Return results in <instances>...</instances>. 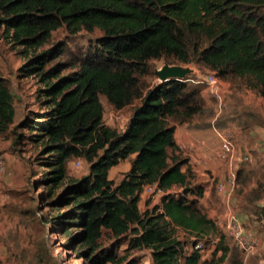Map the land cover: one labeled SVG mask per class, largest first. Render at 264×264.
I'll list each match as a JSON object with an SVG mask.
<instances>
[{
    "label": "trees",
    "instance_id": "obj_1",
    "mask_svg": "<svg viewBox=\"0 0 264 264\" xmlns=\"http://www.w3.org/2000/svg\"><path fill=\"white\" fill-rule=\"evenodd\" d=\"M60 28L100 35L69 61L64 44L50 45ZM0 30L25 59L21 77L38 87V110L17 119L16 94L0 73V135L11 132L20 153L36 150L45 170L35 188H45L46 220L64 246L84 264H138L119 252L125 243L150 249L153 264H222L229 235L204 210L206 187L175 138L204 110L202 88L192 75L155 84L146 77L156 72L151 60L171 58L264 99V0H0ZM102 95L115 110L130 108L125 127L105 122ZM134 154L121 180L110 178ZM73 158L88 163V174L69 176ZM151 183L164 194L142 211ZM263 188L252 191L256 201ZM245 200L264 220V206ZM178 230L193 237L190 249ZM207 241L214 248L206 258Z\"/></svg>",
    "mask_w": 264,
    "mask_h": 264
},
{
    "label": "rangeland",
    "instance_id": "obj_2",
    "mask_svg": "<svg viewBox=\"0 0 264 264\" xmlns=\"http://www.w3.org/2000/svg\"><path fill=\"white\" fill-rule=\"evenodd\" d=\"M99 35V30L91 33L83 30L78 34L71 35L65 28H60L54 32L50 45L57 42L64 44V58L71 61L81 56L88 48L89 43ZM16 49L13 45L6 43L0 30V73L6 77L16 94L17 119H20L31 109L38 110L35 104L37 98L35 93L38 87L34 78L21 77L19 67L25 59L19 49ZM150 63L154 69H161L165 63L192 69L189 75L200 80L196 83L202 88L201 94L204 101V110L193 119L198 121V125L210 128L214 140L218 141L212 140L214 147L217 148L216 155L219 153L221 145L219 133L226 135L234 143V168L237 171L242 170L241 174L237 172V184L234 188L238 198L236 202L240 205L244 201L245 204V199H249L255 205L257 199L252 191L264 182V99L238 82L219 79L217 85L223 91L225 103L220 109L217 99L205 79L213 71L199 68L194 63L183 64L171 58L154 59ZM146 79L151 84L160 81L156 72ZM101 100L105 108V122L119 128H121L119 124L126 126L130 108L127 112L122 110L119 113L114 110L105 96L102 95ZM12 139L13 136L9 131L0 135V152L4 154L6 161V171L0 172V264H84L82 258H78L72 253L73 251L64 246L65 237L52 231L50 223L46 220L50 211L42 197L45 194V188H35V181L41 177L45 170L35 163L36 150L29 146L20 153L12 146ZM78 159L80 158H73L69 163L70 177L80 178L89 172L88 163L84 159H81V167L76 166ZM32 162L34 163L32 164ZM128 164L129 160H126L111 171V178L115 182L121 180ZM227 172L225 170L226 174ZM197 174L198 181L209 177L202 172H197ZM209 175L212 176V174ZM245 180L246 185L244 184ZM244 189H246L245 195L249 198L239 195L242 194L240 190ZM159 200L160 198L156 196L146 197L145 201L141 202V210L144 211L147 207L151 208L148 205L159 202ZM221 204L219 213H223L225 206V203L221 202ZM202 206L206 212H209L211 209L210 197L202 199ZM216 219L219 218L216 217ZM244 226L247 231L251 228L247 222H244ZM222 229L226 232V228L222 227ZM178 235L187 243L186 249H190L193 237L183 230H178ZM111 242L105 241L104 245L109 246ZM226 242L232 248L231 256L240 260L245 251L238 247L231 237H228ZM211 247L213 244L207 241L205 249L202 251L204 257L210 256L209 249ZM119 252L129 255V258L135 257L138 264H153L152 253L148 248L127 250L125 243L120 247ZM232 260L223 264H234Z\"/></svg>",
    "mask_w": 264,
    "mask_h": 264
},
{
    "label": "crops",
    "instance_id": "obj_3",
    "mask_svg": "<svg viewBox=\"0 0 264 264\" xmlns=\"http://www.w3.org/2000/svg\"><path fill=\"white\" fill-rule=\"evenodd\" d=\"M124 110L126 112L128 111V109H124ZM115 111H119V110H115ZM128 112H130L129 113L130 116L131 111ZM197 122L198 121L196 119H192L189 122L179 124L175 131V138L180 149H182L186 154V156L189 158V165L192 167V169L198 173L202 172L203 174H207V176H209L208 178L202 180V182L206 187L205 198L210 197L211 200V209L208 212L209 216L214 219L218 217L219 219L217 221L225 222L230 214L236 215L239 218V220L243 222V224L244 222H247V224L251 226V228L248 229L249 232L257 235L260 240L257 249L252 253H247V252H245V254L243 253V255H241L240 257V260L239 259L236 260V258H234L235 256L233 257L231 256L232 248L229 244H227L230 247V251L227 254L224 262H227L228 260L231 261V259H233L232 261L234 264H264V220L258 219L257 216L251 213L250 211H248V209L243 208L242 204H244V201L242 202L241 206L236 202L238 198L235 189L228 188L224 192L218 191L217 184L219 181L226 180L227 174L225 173V170L228 171L229 165L219 159L218 157L219 153L216 155L217 148L214 147L213 145L212 140H214V136L212 135L210 128L200 124L198 125ZM112 126L115 125L113 124ZM119 126L122 128L125 127V124L122 125L119 124ZM214 141H217V139H215ZM134 156L135 154L132 155L130 158L126 159L129 160V164L127 165L125 171L129 170L131 166V159H133ZM124 161L111 168L110 178H111V171L119 167ZM209 174H212V176H210ZM145 199L146 196H142L141 202L145 201ZM221 202L225 203V206L223 213L220 212L221 213L220 216L219 207H221L222 205ZM156 203L157 202L153 204ZM153 204L151 203L148 206H152ZM257 205L264 206V194L257 201ZM255 224H257V226H254ZM213 248L214 245L213 247H211V249H209L211 253Z\"/></svg>",
    "mask_w": 264,
    "mask_h": 264
},
{
    "label": "built area",
    "instance_id": "obj_4",
    "mask_svg": "<svg viewBox=\"0 0 264 264\" xmlns=\"http://www.w3.org/2000/svg\"><path fill=\"white\" fill-rule=\"evenodd\" d=\"M209 83L212 93L217 99L218 107L220 109L225 105L224 94L221 89H219L218 78L215 74L211 73L205 78ZM200 81V80H196ZM221 139V145L218 157L224 163L229 165L227 172V178L224 181H219L217 184L218 191L224 192L225 190L234 189L237 184V170L234 168V152L235 145L229 137L219 133ZM81 159L76 161V166L81 167ZM6 171V161L4 154L0 153V172ZM164 194V190L158 185V183L146 184L144 186L142 196H156L161 198ZM218 225L226 228V233L235 241V243L240 246L245 252L252 253L255 251L260 243L258 236L247 231L243 222L239 220L236 215L230 214L225 222L217 221Z\"/></svg>",
    "mask_w": 264,
    "mask_h": 264
},
{
    "label": "water",
    "instance_id": "obj_5",
    "mask_svg": "<svg viewBox=\"0 0 264 264\" xmlns=\"http://www.w3.org/2000/svg\"><path fill=\"white\" fill-rule=\"evenodd\" d=\"M192 72V69L185 68L180 65H170L165 63V65L160 69H156V74L161 81L169 80L172 78H186Z\"/></svg>",
    "mask_w": 264,
    "mask_h": 264
},
{
    "label": "clouds",
    "instance_id": "obj_6",
    "mask_svg": "<svg viewBox=\"0 0 264 264\" xmlns=\"http://www.w3.org/2000/svg\"><path fill=\"white\" fill-rule=\"evenodd\" d=\"M161 81V80H160ZM143 192V191H142ZM147 197V196H146ZM148 197H150V196H148ZM141 198H142V193H141Z\"/></svg>",
    "mask_w": 264,
    "mask_h": 264
}]
</instances>
